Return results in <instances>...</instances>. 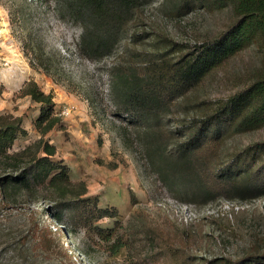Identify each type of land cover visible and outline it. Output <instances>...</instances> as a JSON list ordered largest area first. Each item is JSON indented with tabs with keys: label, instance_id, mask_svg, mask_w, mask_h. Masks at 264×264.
<instances>
[{
	"label": "rangeland",
	"instance_id": "1",
	"mask_svg": "<svg viewBox=\"0 0 264 264\" xmlns=\"http://www.w3.org/2000/svg\"><path fill=\"white\" fill-rule=\"evenodd\" d=\"M186 1L147 0L127 31L128 39L135 34L134 43L121 42L109 57L94 62L79 53V26L64 13L58 15L53 0H0V116L20 118L26 132L17 134L6 152L16 153L40 138L36 126L40 105L21 91L33 80L51 94L61 120L60 127L43 140L55 146L52 160H61L69 168L70 181L85 186L82 198L87 200L57 211L81 251L74 247L64 253L61 244L65 247L66 242L47 216L55 210L54 204L35 202L16 185H5L4 178L16 176L19 168L0 157V264H90L83 253L94 264H161L159 259L151 263L153 252L204 264L213 258L236 260L264 252V196L222 197L202 204L190 195L172 193L157 175V165L163 163L157 161L158 153L166 148L171 156L173 151L167 134L181 133L182 111L193 108L194 102L178 100L172 115L162 119L161 135L152 140L157 164L153 165L146 155L148 136L153 133L136 116L125 114L116 94L118 67L142 69L150 50L170 57L174 49L216 36L231 20L226 11L185 6ZM26 41L40 46L47 65H38L34 53L24 47ZM256 62L254 52L247 50L230 63L228 72L202 84L193 99L205 103L230 95L239 84L238 78L230 79L231 72L242 75ZM64 110L67 115L60 114ZM260 140L264 128L236 136L230 145ZM94 200L97 208H114L117 218L84 220L83 212L90 210ZM175 202L190 205L193 215L175 212ZM98 228H111L124 242L117 257L107 254V246L97 237Z\"/></svg>",
	"mask_w": 264,
	"mask_h": 264
},
{
	"label": "trees",
	"instance_id": "2",
	"mask_svg": "<svg viewBox=\"0 0 264 264\" xmlns=\"http://www.w3.org/2000/svg\"><path fill=\"white\" fill-rule=\"evenodd\" d=\"M146 2L53 0L56 13H64L79 26L76 44L79 53L94 62L109 57L121 42H127V46L134 43L135 34L128 39L127 31ZM190 4L209 11H226L231 20L216 36L194 46L174 49L170 57L150 50L142 69L118 67L114 75L117 97L125 114L136 116L153 133L148 136L149 142H145L147 158L153 165L157 164L152 140L161 135L162 119L172 115L178 100L194 102L191 108L194 115H189L191 109L182 111L184 122L183 118L178 122L182 124L179 126L181 133L170 131L167 134L172 155L166 154V148L157 155V161H163L157 165L160 166L157 175L172 193L190 195L192 201L202 204L222 197L229 200L262 197L264 140L246 145H230V142L236 136L264 128V0L185 2V6ZM27 42L23 45L37 57L38 65H47L48 61L41 59L40 46ZM247 50L254 52L257 65L239 76L231 72L230 79L238 78L239 81L233 93L205 102L208 104L193 99L202 84L219 73L228 72L230 63ZM45 71L50 75V70ZM21 91L22 96L40 105L36 119L40 138L16 153L7 154L17 134L26 132L20 118L0 116V157L9 159L10 165L19 168V173L5 177L4 183L16 185L35 202H52L55 210L47 216L54 220L58 236L66 242L65 247L61 244L62 250L72 252L70 249L75 247L80 253L71 234L61 224L57 211L70 203H87L82 198L86 189L83 184L77 186L70 181L69 168L61 160H52L55 146L43 140L49 131L60 127L61 120L54 112L51 94L44 93L33 80L27 81ZM168 143H164V147ZM89 211L83 212L86 221L117 218L114 208H97L96 200ZM97 232L99 240L107 246V254L117 257L124 242L111 228H98ZM83 255L94 264L88 254ZM172 256L163 258L160 253L153 252L149 259L151 263L159 259L161 264H188L189 257ZM204 264H264V252L247 253L236 260L213 258Z\"/></svg>",
	"mask_w": 264,
	"mask_h": 264
},
{
	"label": "built area",
	"instance_id": "3",
	"mask_svg": "<svg viewBox=\"0 0 264 264\" xmlns=\"http://www.w3.org/2000/svg\"><path fill=\"white\" fill-rule=\"evenodd\" d=\"M60 114L67 115L68 114V111L67 110L61 111ZM225 206H229V204H225ZM174 209H175V212H180V213L183 212L184 214H186V213L192 214V208H191L190 205H187V204H182V203H179V202H175ZM235 210H238V207L237 206H236ZM185 221H187V219H185Z\"/></svg>",
	"mask_w": 264,
	"mask_h": 264
}]
</instances>
